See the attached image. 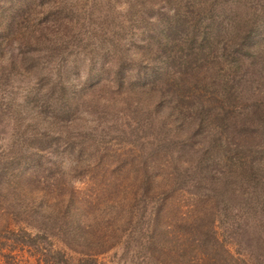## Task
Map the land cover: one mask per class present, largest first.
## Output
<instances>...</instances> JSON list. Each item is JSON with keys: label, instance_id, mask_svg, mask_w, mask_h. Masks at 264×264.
<instances>
[{"label": "trees", "instance_id": "trees-1", "mask_svg": "<svg viewBox=\"0 0 264 264\" xmlns=\"http://www.w3.org/2000/svg\"><path fill=\"white\" fill-rule=\"evenodd\" d=\"M135 1L150 10L145 0ZM160 7L141 24L145 34L134 55L102 69L114 80V101L102 103L109 102L114 118L124 117L117 136L129 145L112 149L91 137L68 139L66 157L74 169L113 163L118 180L135 187L131 200L159 199L147 221L154 249H162L158 230L167 198L185 194L193 219L182 226L195 234L198 248L214 250L207 261L195 255L193 264L217 258V218L240 235L250 261L264 264V0H164ZM104 86L109 83L98 78L97 88ZM32 162V168L6 162L0 177L12 192L14 184L37 176L42 162ZM60 209L41 223L52 236L67 237L78 219L69 217L68 204L61 215ZM12 234L14 242L34 246L45 264L60 263L47 236ZM176 249L180 256L185 248ZM163 258L160 264L182 263Z\"/></svg>", "mask_w": 264, "mask_h": 264}, {"label": "rangeland", "instance_id": "rangeland-1", "mask_svg": "<svg viewBox=\"0 0 264 264\" xmlns=\"http://www.w3.org/2000/svg\"><path fill=\"white\" fill-rule=\"evenodd\" d=\"M163 1L145 0L148 11L135 0H0V171L10 159L29 168L34 159L42 162L37 176L14 184V192L0 177V264H45L34 246L12 240L18 231L47 236L59 264H160L165 255L193 264L195 255L207 261L214 253L198 248L195 234L182 226L193 219L185 194L167 198L158 230L162 249H154L147 221L159 199L131 200L135 187L118 180L113 163L74 169L66 157L68 139L85 143L91 137L112 149L129 145L117 136L124 117L114 118L109 102L102 103L114 101L112 74L102 69L134 55L145 34L141 24ZM98 78L109 86L97 88ZM64 174L71 179L62 180ZM66 203L69 217L78 220L67 237L52 236L41 222L58 207L61 215ZM215 223L213 264H259L248 259L245 243L226 220ZM176 248L185 249L179 256Z\"/></svg>", "mask_w": 264, "mask_h": 264}, {"label": "clouds", "instance_id": "clouds-1", "mask_svg": "<svg viewBox=\"0 0 264 264\" xmlns=\"http://www.w3.org/2000/svg\"><path fill=\"white\" fill-rule=\"evenodd\" d=\"M124 7H126V6H124ZM118 9H119V10H123V7H121V6H118Z\"/></svg>", "mask_w": 264, "mask_h": 264}]
</instances>
